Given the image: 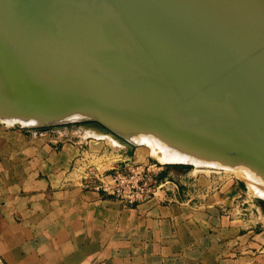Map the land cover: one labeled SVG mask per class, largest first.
Wrapping results in <instances>:
<instances>
[{"label": "crops", "instance_id": "crops-1", "mask_svg": "<svg viewBox=\"0 0 264 264\" xmlns=\"http://www.w3.org/2000/svg\"><path fill=\"white\" fill-rule=\"evenodd\" d=\"M101 148L0 126V264H264V217L238 214L237 190L122 205L83 185L129 159Z\"/></svg>", "mask_w": 264, "mask_h": 264}, {"label": "bare ground", "instance_id": "bare-ground-1", "mask_svg": "<svg viewBox=\"0 0 264 264\" xmlns=\"http://www.w3.org/2000/svg\"><path fill=\"white\" fill-rule=\"evenodd\" d=\"M5 1L7 0H0V12L7 10L6 8L3 9V2ZM147 1H149V9L154 10L153 15H151L153 20H150V22L147 18L148 16L146 17V14H143L144 17L147 18L146 22L143 17H140L139 22L143 28L145 23L148 22L146 26L148 32L146 33L145 31L144 33H138L136 31V33L141 35L143 39H137V37L134 36V40L131 39V36L129 35H135L134 32H132V30L128 32L129 30L126 28V25H124L122 22H119L118 17L110 11L109 2L106 0H67L68 3L66 6L62 7V10L63 12H66L69 11L68 8H72L70 10H72L74 14H77L79 18L84 21L87 30H84L85 32H82V34L79 35L89 46L88 48L84 47V53L87 52L88 49H91L92 51L96 50V52L104 55L112 48L117 51V53L120 55V58H125L124 55L133 57L132 60L130 59V62L129 60H127V62L136 65L141 69L143 81L139 94L143 104L152 103V105H155L156 103L159 104V101L162 100V97L158 95L159 86L156 82L159 78V73L163 74L164 77L166 76L167 78H174L173 81L171 80V82L166 83L165 87H163L165 88V93L168 97L166 104H164L165 102L163 103L162 101V104H164L163 111H167V113L163 114V112H161L159 115H156L157 113H155L154 115H156V117L153 116L154 118H146L144 116L137 117L139 108H137V111L136 108L132 111L130 110L131 107L128 105H124L122 107V112L129 114L132 116V118H135V120L140 122L145 121L142 119H157L159 116V122L157 121V125L151 124L150 122L148 123V121H146V124L154 125L158 130H163V132L169 135V137L171 136V138H175L177 141L183 142L186 145H193L191 148L194 150H197L195 148L198 147H207L214 152L232 155V153L228 152L227 148H225V145L237 148L242 145L243 142H247V147L249 148L248 155L252 156L253 158L256 157L260 147H264V49L258 53L256 51L255 55H252L251 58L249 57L250 59L242 63L240 66L235 65L233 67L234 70L232 73H229L225 77H220L217 81V84L215 83L211 86L205 87V90L202 93L195 94L194 89L198 86H204L207 83L208 77H211L210 74L219 73L224 68L232 65L234 60L241 58L243 55H250L252 50H256L258 46L263 44V41H261L262 38H257V35L252 34L250 38L246 37L243 34H250L248 32V28L244 29L236 25V21L234 20L230 21L231 24H227L226 21L228 16L219 10L213 9L208 4V2H205L204 0H170L167 3L159 1L162 4H159L158 0ZM251 2H253V0H251ZM227 4L231 10L234 9L236 12L241 11L244 14V17L248 22H250L247 24L251 30L264 35V23L262 25L261 22L250 11L248 12L249 9L246 8L244 2L242 3L240 0H234L232 5L226 2V5ZM261 5L262 4L260 3L259 6ZM100 9H102V13L100 12ZM156 16L160 18L161 21L159 22L163 24L161 31L164 32V35L162 33L161 34L163 37H165V41L163 39H159L160 34H157V36L149 35V30L153 31L156 27L160 28L159 23L156 20ZM193 17L195 19L198 17L200 22L193 23L190 20ZM105 19L107 20L109 26H106L104 29L102 28L101 23H105ZM192 28L195 29L194 32H188ZM101 31L104 32L103 36H100ZM2 32H0V42H4L3 37L10 38L9 34H6L4 30ZM200 34L206 36L209 43L200 41ZM59 35L60 34H57V36ZM58 38L60 40H64L66 44L65 53H68L65 56H62V58H76L77 53L75 55L73 48L70 47H76L77 43H75V34L64 32V35ZM191 39H195L194 44L191 43ZM112 43H115L114 46H111ZM134 46H139L145 53L146 57H136L132 52H130V47ZM164 48L168 49L163 50ZM197 53H201L204 59L197 61ZM9 62L13 63L11 58L8 56V51H6L4 46L1 44L0 66L1 64H9ZM187 64H189V66H195L197 70L196 72L188 71L184 73L185 77L183 78L179 72ZM103 69L105 70L106 68L103 67ZM2 72L3 71H1L0 68V82H7L3 84L9 85L8 87L10 88L6 89L0 86V104L11 110L6 112L5 115H26L27 117H32L35 119L32 121L36 122H29V124H24L25 126L83 118H69L67 116L72 115L69 114L61 120H56L54 118L41 117L35 114L41 111H63L62 107H59L55 104L62 99L64 101V99H67V97H62L55 94L52 99V103L54 104L48 102L49 99L45 98L44 95L32 96V100L30 99V101L27 102L25 99V94L22 93L23 91L19 90V86L16 85L17 83H11L13 79L6 81L7 78H4L1 75ZM136 77V72L130 73L128 75V78H131V81H134ZM163 79L164 78L162 77V80ZM126 81L127 80L117 83H115V81H109L110 83L112 82L110 87L121 86ZM131 84L133 86V90L130 91L132 89L131 87V89L129 90L128 88L127 91L129 94L130 92L133 93L134 96H131V94L127 96L128 93L126 94L124 92L119 96L118 94L117 96H113H115L116 99L120 98L119 100H121V98L125 99L121 102H130L132 100L133 103L135 102L134 104H137L136 101H134L136 97V87L134 86L135 84L133 85V82ZM104 87L97 90V87L92 86L89 91L86 90L88 98L92 99L90 96L95 97L108 92L109 89L107 90V88ZM119 88L121 87H117V89ZM178 94L183 96L185 103L180 104L177 107L173 106V102L175 101V95ZM8 102L9 104L12 103L11 106H7ZM105 102L106 99H97V104H103ZM35 104L41 105L40 108L42 109L33 110L36 106ZM50 104L55 106L52 108L46 106ZM158 104H156V106ZM156 106H154L156 109L160 108ZM141 107L142 110L145 108H143V106ZM17 108L26 110L27 112L13 111V109ZM147 108L150 109L151 107ZM88 110L99 114L96 110ZM98 110L104 111L106 109L98 108ZM144 113L140 112L139 115ZM149 114H151V112ZM209 118L210 121L208 124L210 127L208 128L206 127V123ZM92 129H94L97 133L108 134L107 132L101 131L95 127H92ZM153 132L156 133V131ZM140 136H138L139 140ZM152 137L154 136L152 135ZM138 138L136 139L138 140ZM151 139L145 138V141L153 143L161 142L158 138L156 140ZM176 143L177 142H173V144L163 143L166 148L172 149V151L165 150L166 152L163 153L164 157L167 158L169 155H171L178 158H189L193 159L194 161L197 160L192 152L184 150L180 146L175 145ZM237 150L239 149L237 148ZM261 164L264 165V161ZM262 167L264 169V166ZM249 177L250 176H248V178ZM252 184L254 187V183ZM252 184L250 186L251 189H253ZM262 192H264L263 189Z\"/></svg>", "mask_w": 264, "mask_h": 264}, {"label": "water", "instance_id": "water-1", "mask_svg": "<svg viewBox=\"0 0 264 264\" xmlns=\"http://www.w3.org/2000/svg\"><path fill=\"white\" fill-rule=\"evenodd\" d=\"M106 1L109 2L110 11L118 17L119 22H122L124 25H126V28L129 30L128 32L132 30L137 39H143V37L137 34L136 31L138 33H144L146 31L147 33L148 29L146 28V26L148 22L145 23V26L143 28V26L139 22L140 17H143L146 22L147 19L143 15L146 14L148 16L149 21L153 20L150 13L151 11L145 10L143 8L144 0H141L142 7L133 5V0ZM159 1L167 3L170 0H158V3L162 4ZM204 1L208 2V4L213 9L219 10L225 15L232 18V20L236 21V25L244 29L248 28V32L250 34L257 35V38H262L261 41H263V44L261 46H258L256 50H252V53L250 55H243L241 58H237L236 60H234V63L232 65L227 68H224L219 73H216L218 75H216L215 73L210 74L211 77H208L207 83L204 86H198L194 89L195 94L202 93L205 90V87L211 86L215 83L217 84V81L220 77H225L229 73H232V71L234 70L233 67L235 65L240 66L242 63L250 59L252 55H255L256 51L258 53L259 51H262L264 49V35L249 28L247 23L250 22L247 21L241 11H232L229 5H226V2L232 5L234 0ZM240 2L246 3L247 1L240 0ZM3 3V9L6 8L8 10L7 12H0V29L4 30L6 34H9L11 45L8 51V56L11 58L13 63L9 62V64L6 65L1 64L0 68L1 71H3L1 75L4 78H7L6 81L13 79L11 83H17L16 85L19 86V90L23 91L22 93L25 94V99L27 102H29L30 99L32 100V96L44 95L45 98L49 99L48 102L52 103L53 97L55 96V94H57L62 97H67V99H64V101L62 99L61 101L55 104L59 107H62V110L66 111L75 110L77 108H85L92 110H98L99 108L112 111L113 109L118 108L121 102L115 97H111V95L113 94L112 88V91L110 90L99 96L92 97L89 95L92 98L89 99L84 84L88 83V81H91L92 77L96 75L102 67L112 69V71L119 70L118 72L120 73V75L116 77L117 80H115V83H117L118 80H121V78L124 80H131L128 78V74L124 75L121 73V71L123 70V62L127 60H129L130 62L133 57L124 55L125 58L121 60L120 55L117 53L116 50L112 48L104 55H101L96 51L94 53L91 49H88V51L84 53V47L88 48L89 46L86 44L85 41L82 40L79 35L82 34V32H85L84 30H87V27H85L84 21H82L77 14H74V12L70 10L72 8H68L69 11L63 12L62 7L67 5V0H65L64 3L62 0H7ZM249 11L263 25L264 15H262L261 18L260 16L258 17V15H256L257 13H255L253 10L249 9L248 12ZM196 18L197 19L193 17L190 20L193 23L200 22V19L198 17ZM194 30L195 29L192 28L188 32L193 33ZM64 32L75 34V43H77V48L75 46H70L73 48L75 55L77 53V57L74 59L62 58V56L68 54L65 53L66 44L64 40H60L58 38L64 35ZM57 34L60 35L57 36ZM199 39L200 41L209 43L206 36L200 34ZM194 41L195 39H191L192 44H194ZM166 49L168 48H164L163 50ZM196 57L197 61H201L204 59L201 53H197ZM196 70L197 69L195 68V66H189V64H187L179 72V74L181 75V77L184 78V73L188 71L196 72ZM110 72L111 71H104L102 77L110 78L111 76H113L112 74H110ZM101 81L102 80H99V78H97L98 84L101 83ZM131 82H133V85L136 83L135 80ZM3 83L7 82H0V86L6 89H10L8 87L9 85H4ZM111 85L112 82L111 84L106 85L107 90L110 88ZM26 96L29 98H27ZM98 98H101V100L106 99V102L103 104H97ZM184 101L185 100L182 95H175V101L173 102V106L178 107L180 104H184ZM122 103L123 105H128L131 108H138L142 106L141 104L135 105L132 101ZM7 104V106H11L12 103L9 104L8 102ZM55 105L50 104L46 106L52 108ZM5 108L6 106H0V109ZM147 111L155 113V111L152 109H148ZM82 119L85 118L77 120ZM209 121L210 118L207 120L206 123V127L208 128L210 127L208 124ZM53 123L57 122H49L45 123L44 125ZM89 125L91 127H95L101 131H105L108 133V130L105 128V126H103V123H101L99 120H96V122L90 123ZM116 139L119 143L126 145L128 149H131V146L127 145L120 138ZM225 148H227L228 152L232 153V155L241 156L242 158H246L245 160L254 163L258 167H262L261 162L264 161V147L261 146L258 150L259 152L257 153V156H262V160L259 159V161L256 158L252 160L253 157L248 155V152L246 151H238L237 148H230V146L228 145H225Z\"/></svg>", "mask_w": 264, "mask_h": 264}, {"label": "rangeland", "instance_id": "rangeland-1", "mask_svg": "<svg viewBox=\"0 0 264 264\" xmlns=\"http://www.w3.org/2000/svg\"><path fill=\"white\" fill-rule=\"evenodd\" d=\"M62 1H63V3L65 2V0H62ZM246 1L248 2V3L247 2L245 3L247 8L248 9L251 8L250 10H253L255 13H257L256 15H258V17L260 16L262 18V15H264V12H263L264 0H253V2H251V0H249L250 2L248 0H246ZM148 2L149 1L144 0L143 8L145 9V7H146L145 10H150L151 15H153L154 10L149 9ZM256 2H257V4H256ZM260 3L262 4L261 6H259ZM141 4H142L141 0H133V5H137L139 7L140 6L142 7ZM253 5H254V7H253ZM256 6H258V7H256ZM261 9H263V10H261ZM7 10L6 11L4 10V11L7 12ZM233 10L234 9H232V11ZM234 11H236V10H234ZM100 12L102 13V9H100ZM260 13H261V15H260ZM146 17H147V15H146ZM156 20L158 21L160 28L156 27L155 30H153V31L149 30V35L157 36V34H160L159 39L164 40L165 39V37H163L164 32L161 31L163 24L161 22H159V21H161L159 17H157ZM231 20H232V18H230L228 16L227 21L226 20L225 21L227 22V24L228 23L231 24L230 23ZM101 26L104 29L106 28V26L107 27L109 26L106 19H105V23L104 22L101 23ZM2 31L3 30L0 29V32H2ZM103 35H104V32L101 31L100 36H103ZM129 35L131 36L130 38L134 40L135 35H131V34H129ZM243 35H245L248 38L251 37V34L244 33ZM3 40H4V42H0V46L2 44L4 46V49L6 51H9L10 45H11L10 38L3 37ZM114 44L115 43H112L111 46H114ZM128 45H132V44H128ZM95 51H92V52L95 53ZM129 51L132 52L136 57H139V56H141L143 58L146 57L145 53L143 52V50L139 46L130 47ZM122 59L123 58H121V60ZM120 63H121V61H120ZM123 63H124V65H122V63H121V65L123 66V70L121 71L122 74H124V75L128 74L129 75L130 73L136 72L137 77L135 78L136 83L134 85L136 87V89H135L136 97H135L134 101H136L137 104L141 103L143 108L145 107L143 110H146L147 107H149V108L151 107L150 109L153 110L155 108L154 106H156V104H158V103H156L155 105L154 104L152 105V103L151 104L150 103L143 104L141 101L142 99H141V96L139 94L141 84L143 81L141 69L136 65L128 63L127 61H125ZM104 71H111L110 74H112L114 77L113 76H111L110 78L109 77L108 78L102 77ZM118 71L119 70L112 71V69H107V68L104 70L102 67L97 72L95 77L93 76L92 80L88 81V83L85 84L86 90L89 91L92 88V86L97 87L98 88L97 90L101 89L104 86H105L104 88H106V85L111 84V83H109V81L117 80V78H115V77H118V75H120V73ZM158 77L159 78L156 81L158 86H159L158 95L162 97V100L159 101V104L156 106V107H160V108L154 109V111L156 110L155 111V113H157L156 115H159L161 112H163V114L167 113V111H165V112L163 111V106H164V104H166V101L168 100L167 94L165 93V88H163V87H165L166 83L171 82V80L173 81V79H174V78H167L166 76L164 77V75L160 74V73L158 74ZM162 77L164 78L163 79L164 81L162 80ZM97 78H99V80H102L101 83H99V84L97 83ZM165 78H166V80H165ZM129 79H131V78H129ZM167 80H170V81H167ZM121 81H124V79L121 78V80H118V82H121ZM131 83H132L131 80H127L121 86L110 87L109 91L111 90V88L113 90V92H112L113 94L111 96H113V95L117 96V94L119 96L123 92L127 94L128 88L130 90L131 87H132V89L130 91H132L133 86ZM117 87H121V88L117 89ZM130 94H131V96H134L133 93L130 92ZM130 94L128 93L127 96H129ZM138 94H139V96H138ZM191 96H193V95H191ZM113 97H115V96H113ZM139 97H140V99H139ZM119 99H117V100H119ZM123 100H125V99L121 98V100H119V101L121 102ZM138 101H139V103H138ZM162 101H163V103L164 102L165 103L162 104ZM121 104H122V106H121ZM121 104L118 106V108L113 109L112 111L96 110L99 114H97L93 111H90L88 109H85V108H77L75 110H70V111L63 110V111H59V112L41 111V112H37L35 114H37L41 117L54 118L56 120H61L69 114H72V115L67 116L69 118L70 117H73V118L83 117L85 119H82V120H77V119L66 120V121H59V122L53 123V124H46V125L36 124V125H32V126H25L24 124H29V122L30 123L36 122V121H32L35 119H33L32 117H27L26 115H25L26 117L24 115L19 116L17 114L16 115L15 114L5 115L6 112L11 111V110H9V108L6 107L5 109H0V126H7L8 128L21 129V130L26 131V132H30V131L37 132V133H43V132L55 133V132H58V133H62V135H64V137L70 138L71 140L73 139L75 141L78 140L80 142H100L101 146H102L100 155L104 151V152L108 153V154H106V156H109V159H111V160H114V158L116 159L117 157H122V158L127 157L130 159V161H133L137 164H145V165H153L154 164L157 169L153 173V177H154V181H155V183L153 185H155V186L161 185V187L163 189L165 187L170 188L172 186L171 183H174L177 186L176 192L171 193V191L169 190L168 192H166V195L168 197H164V198L175 199L178 197L179 194H182L184 192L185 193L191 192L194 194H198V192H194V191H199L200 194L207 195V194H211L213 192V190H219L220 188L222 190L221 194H224L226 196L227 194H229V193H227V191H231V189H235V191L237 190V193L233 194V196L235 197V201L233 200L234 206H232V207H236L239 210L238 214H240V215H243L244 213H247L248 215L251 214L252 215L251 217L254 220H259L261 218V216L264 217V192H262V189L264 190V169L262 167L261 168L258 167L254 163L245 160L246 158H242L241 156L225 155V154H222L219 152H214L207 147H198L199 149L195 148L197 150H194L193 148H191L193 145H191V144L186 145L183 142L177 141L175 138H171V136L169 137V135H167L165 132H163V130L162 131L158 130L154 125L146 124L147 123L146 121H148V123L150 122L151 124L157 125V121L159 122V116L157 118L158 120L156 118L155 119L150 118V120L149 119L146 120V119L141 118L143 121L145 120L144 122L141 121L142 122L141 123L140 121L135 120V118H132V116H130L129 114L122 112L121 109L124 105L122 102H121ZM137 104H135V105H137ZM0 106H3V105L0 104ZM40 107H41V105H36L33 110L42 109ZM138 108L139 109H138L137 117H139V116H141V117L144 116L146 118L153 117V116L156 117V115H154L155 113L149 114L150 111H147L148 109L146 111H143L141 109V107H138ZM133 109H135V108H131L130 110L133 111ZM13 111L27 112L26 110L19 109V108L13 109ZM136 111H137V108H136ZM136 111H135V113H136ZM140 112H143V113L148 112V113H144V114L139 115ZM30 113H34V112H30ZM96 120H99L101 123H103V126H105V128L108 130V134L97 133L94 129H92V127L89 124L96 122ZM151 120H153L154 123ZM153 131H156V133ZM152 135L155 138L152 137ZM138 136H140V140H139ZM115 137L118 139L120 138L127 145L131 146V149H128L126 147V145L119 143L117 140H115L116 139ZM151 137H152V139H151ZM136 138H138V140ZM145 138H149L151 140H154V139L156 140L158 138L161 142H155V143L146 142ZM173 142H177L175 145L180 146L184 150H188V151L192 152V154L195 155L197 160L194 161L193 159H189V158H178V157H174L171 155H169V157H167V158L164 157L163 153L166 152L165 150L172 151V149L166 148V146H164L163 143H172L173 144ZM178 142H180V143H178ZM237 148L241 151L246 150V152H249V148L247 147V142H243V144ZM201 150H204V151H201ZM193 151H195V152H193ZM135 152H139L138 153L139 157H137V155H135ZM218 154H220V155H218ZM256 157H254V158H256ZM261 157H257V160L258 159L262 160ZM261 163H263V162H261ZM262 166H264V165L262 164ZM95 170L98 172L106 173L108 169L101 171L100 169L95 168ZM170 171H171V174L168 173ZM163 172H165V173H163ZM248 176H250V177L248 178ZM250 183L251 184L254 183V187L252 184L253 189H251ZM249 184H250V186H249ZM255 185H257V186H255ZM157 193H158V195H161V196L163 195L162 190L157 191ZM171 194H174V196H172Z\"/></svg>", "mask_w": 264, "mask_h": 264}, {"label": "built area", "instance_id": "built-area-1", "mask_svg": "<svg viewBox=\"0 0 264 264\" xmlns=\"http://www.w3.org/2000/svg\"><path fill=\"white\" fill-rule=\"evenodd\" d=\"M156 169L154 164H137L127 159L121 165L108 169L106 173L89 170L82 178L83 185H90L126 206L149 201L159 196L157 193L159 190H162L163 197H168L166 192L169 190L171 193L176 192L177 186L174 183H171V189L153 185L155 183L153 173Z\"/></svg>", "mask_w": 264, "mask_h": 264}]
</instances>
